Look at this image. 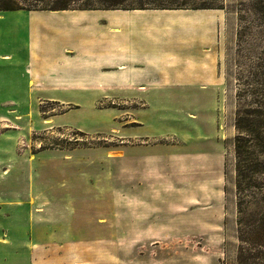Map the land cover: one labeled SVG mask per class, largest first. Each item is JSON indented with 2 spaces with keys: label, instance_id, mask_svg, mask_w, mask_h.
<instances>
[{
  "label": "rangeland",
  "instance_id": "obj_1",
  "mask_svg": "<svg viewBox=\"0 0 264 264\" xmlns=\"http://www.w3.org/2000/svg\"><path fill=\"white\" fill-rule=\"evenodd\" d=\"M215 1L150 11L164 17L148 38L153 57L168 62L151 88L110 69L68 86L12 71L19 82L0 93V264H238L236 95L264 56V0ZM119 10L56 21L138 18ZM29 23L16 22L20 42ZM190 61L217 62V80L181 88L172 75ZM258 152L251 168L263 170Z\"/></svg>",
  "mask_w": 264,
  "mask_h": 264
},
{
  "label": "crops",
  "instance_id": "obj_2",
  "mask_svg": "<svg viewBox=\"0 0 264 264\" xmlns=\"http://www.w3.org/2000/svg\"><path fill=\"white\" fill-rule=\"evenodd\" d=\"M93 11L108 10H80L79 13ZM150 11L167 10L112 11L119 15L134 14L138 18L134 22H129L125 16L121 17L123 22L129 24L113 20L111 23L104 22L103 25L96 22L97 25L93 23L80 27L73 26L74 23L71 22L56 21L61 16L70 17L78 13L76 11H0V93L9 89L11 81L17 83L18 76H14L12 71L19 73L20 70L21 77L32 78L35 85L68 86L73 84L74 79L86 80L89 77L105 79L104 75L107 69H110L109 71L119 74L117 78H125L126 82L121 83L128 86L136 85L142 89L151 88L150 85L155 79L163 81L168 78L167 73H161L168 66L162 57L159 61H155L153 57L155 48L149 44L148 38L153 36L151 32L153 28L157 30L163 28L164 17L160 14H151ZM10 13L15 14L9 17ZM19 17H29L30 21L25 25L28 39L24 43L16 37L19 28L16 22ZM190 17L192 18L189 16L188 19ZM8 18L10 21L6 22ZM92 27L94 31L91 33ZM77 34L79 36H76ZM91 34L96 36H90ZM143 36L145 40L139 42ZM9 37L14 41L10 42ZM83 37L85 39H81ZM158 49L160 57L164 51H161L160 47ZM19 53L24 54L26 58L18 57ZM187 64L189 71L183 72V76L172 75L176 80L181 79L179 81L185 85L181 88L203 89L212 85L218 78L217 62L207 66H204L203 62L198 66L192 61ZM18 245L20 246V243ZM21 247L24 250L25 244ZM2 255L0 252V256Z\"/></svg>",
  "mask_w": 264,
  "mask_h": 264
},
{
  "label": "trees",
  "instance_id": "obj_3",
  "mask_svg": "<svg viewBox=\"0 0 264 264\" xmlns=\"http://www.w3.org/2000/svg\"><path fill=\"white\" fill-rule=\"evenodd\" d=\"M85 2L79 8L72 6ZM0 0V11L80 10H208L215 0ZM49 3V4H48ZM242 37V35H240ZM253 62L249 77H240L235 142L238 193V264H264V168H251L259 151L264 157V56ZM264 166V161L258 167Z\"/></svg>",
  "mask_w": 264,
  "mask_h": 264
}]
</instances>
